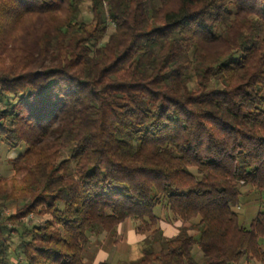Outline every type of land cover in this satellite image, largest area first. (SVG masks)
I'll use <instances>...</instances> for the list:
<instances>
[{
  "label": "trees",
  "instance_id": "16d2710c",
  "mask_svg": "<svg viewBox=\"0 0 264 264\" xmlns=\"http://www.w3.org/2000/svg\"><path fill=\"white\" fill-rule=\"evenodd\" d=\"M2 141L0 264H84L128 220L161 244L129 264H264V207L236 211L264 191V0H0Z\"/></svg>",
  "mask_w": 264,
  "mask_h": 264
},
{
  "label": "rangeland",
  "instance_id": "374dc122",
  "mask_svg": "<svg viewBox=\"0 0 264 264\" xmlns=\"http://www.w3.org/2000/svg\"><path fill=\"white\" fill-rule=\"evenodd\" d=\"M89 2H85L81 6L82 17H89ZM26 149V144L23 143L16 148L11 149L7 142H0V176L9 178L12 175V169L10 161L11 159L22 154ZM247 187L242 188V204L236 209L239 223L243 226L248 227L252 218L256 215L259 210L264 207V191H249ZM20 206V203H11L4 207L3 214L8 215L15 212L16 208ZM154 214L159 217L157 226L163 237H171L176 234L181 228L187 227L188 222L183 223L175 220L173 216L168 212L163 203L160 207L154 209ZM47 219L46 216L34 217L29 216L25 222L38 223L43 222ZM191 234H197L195 229L189 231ZM198 235H196L197 238ZM13 242L11 247L15 245V239L12 238ZM157 235L136 234L134 231L133 223L130 220L117 226L115 231L112 233L102 232L99 235L90 237V242L85 247L83 252V263L84 264H97L98 262L105 261L109 264H129L136 261L140 255L141 250L145 247H153L156 251L160 249L161 244L158 241ZM264 244V240H262ZM192 255L196 260H200L201 252L197 245L192 247ZM20 258H14L10 256L9 264H19ZM251 264H255L251 262Z\"/></svg>",
  "mask_w": 264,
  "mask_h": 264
}]
</instances>
